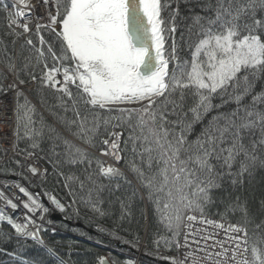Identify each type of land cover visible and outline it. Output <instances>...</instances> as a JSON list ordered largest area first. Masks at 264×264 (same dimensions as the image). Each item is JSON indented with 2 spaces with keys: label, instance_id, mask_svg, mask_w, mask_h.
Masks as SVG:
<instances>
[{
  "label": "snow or ice",
  "instance_id": "obj_1",
  "mask_svg": "<svg viewBox=\"0 0 264 264\" xmlns=\"http://www.w3.org/2000/svg\"><path fill=\"white\" fill-rule=\"evenodd\" d=\"M41 2L48 8L47 22L35 23L40 47L31 38H26L25 44L30 46V51H34L36 62H43L41 88L61 93L58 99L66 110L64 97L72 101L75 119L68 125L76 128L73 135L95 147L94 138L101 125L114 129L127 126L129 135L125 148L131 142V151L143 164L142 167L131 161L128 167L149 190V197L155 196L157 209L166 227L178 230L186 219L189 228L192 222L198 221L223 230L225 241L215 240L212 234L204 237L205 242L214 240L211 247L218 246L221 251L208 252L206 244L198 249L205 251L204 258L212 264H228L229 259L234 264H264V236L259 235L264 232V220L253 223L246 204L237 202L230 209H239L243 222L229 223L227 227L204 215L205 205L211 202V191L220 186L219 179L232 177L235 185L242 182L241 178L255 167H264V108L258 107L264 104V91L252 95L256 80L264 73V0H215V4H205L204 7L214 15L192 17L193 25L189 27V33L192 27L197 28L198 39L189 44L190 60H181L177 56L174 39L171 50L166 48L169 34L177 31L178 10L169 12L167 21L162 16V11L170 8L169 0ZM14 7L16 11L9 12L7 17L8 35L18 38L32 31V6L30 0H17ZM17 28L22 31H17ZM42 30L54 37L58 47L54 48L53 43L45 39ZM45 49L52 58L51 66L44 60ZM32 58L25 57L28 62L25 68ZM8 69L13 71L15 65L10 63ZM31 79L37 80L36 75H31ZM19 83L24 84L25 81L20 80ZM70 85L78 91L85 108L83 113ZM16 87L15 83L8 86ZM0 89H3L2 85ZM189 94L195 99V104L189 109L193 122H199L213 108L221 107L212 104L215 96H219L222 103H235L236 107L231 112L213 116L197 138L189 141L187 134L192 122L168 119L169 116L179 115ZM249 95L251 101L243 103ZM20 96L22 93L17 92L18 129L21 123L25 128L33 124L32 114L35 112L26 97L23 104L19 102ZM134 104L140 106L126 107ZM101 112L109 115L101 116ZM177 127L179 132L175 131ZM121 136V132L112 131L107 139L101 141L104 147L100 156L114 163L105 159H90L84 149L64 141L71 149L68 153L70 163H86L89 167L94 163L96 166V178L92 173L86 176L94 187L89 189V199L85 203L100 215L104 212L93 201L92 193H98L105 187L97 183L100 177L111 180L123 176L115 166L122 160ZM32 147L38 145L33 143ZM237 162L239 169L233 172V165ZM154 166L155 171H152ZM30 171L34 175L43 174L36 167L30 166ZM76 179L71 175L66 177L65 187ZM84 186V181H80V187ZM19 191L28 197L29 202L24 203V208L30 212L38 209L48 211L23 187H19ZM2 196L3 193H0ZM50 199L63 211L64 205L55 197ZM7 203L13 209L18 207L11 200ZM186 213H199V216ZM0 220H7L17 233L31 236L39 244H44L38 234L39 229L30 232L27 224L13 223L11 217L3 213H0ZM250 223H253V231L257 233V241L249 249L247 225ZM200 231L197 229L191 235ZM173 235H179V232L173 231ZM188 236L186 233V246ZM194 243L199 244V241ZM225 243L234 245L231 257L228 255L230 249L224 247ZM249 250L251 260L247 257ZM48 252L55 255L51 248ZM185 261L201 264V258L193 251L187 252L183 261L177 262L173 258V264H185ZM99 264H108V261L101 257Z\"/></svg>",
  "mask_w": 264,
  "mask_h": 264
},
{
  "label": "trees",
  "instance_id": "obj_2",
  "mask_svg": "<svg viewBox=\"0 0 264 264\" xmlns=\"http://www.w3.org/2000/svg\"><path fill=\"white\" fill-rule=\"evenodd\" d=\"M169 2L170 8L162 11V16L167 21L169 20V12L178 10L177 31L174 34H169L166 48L171 50L174 39L177 44V56L181 60H190L189 44L195 43L198 39L197 28L192 27V32L189 33V27L193 25L192 17L195 15L213 16L214 13L210 9H206L204 5L207 3L215 4V0H169ZM9 4L8 0H0V85L3 86V89H0V98L6 94L7 90L4 89H8L5 83L7 74L3 69L9 71L8 65L10 63L15 65V69L9 72H15L18 82L23 80L25 81L24 84L29 83L32 80L31 75H36L37 84L32 90L17 91L22 93L19 98L21 104L24 103L26 97L35 108V112L32 114L33 124L25 128L21 123L18 129L16 115L14 123L15 154L11 155L9 159L1 161L5 152L0 147V176L20 179L37 195L50 201L44 224L51 243L47 247H39L31 240L13 236L0 229V264H61V261L63 264H99V259L105 257L102 254L103 248L118 249L117 246L123 244L124 246L122 245L118 251L124 256H130L137 247L139 238L146 231V242L148 243L146 252L161 257L164 261L169 260L173 264L182 224L178 230H169L166 227L165 222L161 220V212L157 209L155 196L150 198L149 190L130 171L128 162L135 161L142 167L143 164H141L140 158L131 151V142L125 148L129 129L127 126L114 129L111 126L105 128L101 125L94 138L95 147L84 143L82 139L73 135L76 128L68 125L69 121L75 119L72 101L64 97L66 110L65 106H61L58 99L62 95L61 93L40 86L43 62L38 64L34 51H30V46L25 44V39L31 38L34 44L40 47L35 30L18 38L8 35ZM17 31L22 30L17 28ZM41 34L49 43H53L54 48L58 47L54 37L46 30H42ZM29 56L33 58L28 67L25 68V64L28 63L25 57ZM44 60L49 66L53 64L47 51ZM169 67L171 68L172 64ZM69 87L83 113L85 108L80 102L81 98L76 87L73 85ZM262 91H264V73H261L256 80L252 95ZM250 101L251 95L247 96L243 103L248 104ZM194 104L195 99L189 94L184 101L182 110H179V115L168 118L170 121L182 119L185 123L192 122V128L187 134L189 141H194L197 138L213 116L218 113L231 112L236 107L235 103H222L221 98L215 96L212 99V104L221 105V107L213 108L209 113L204 114L199 122H193V116L189 109ZM139 106L135 104L126 107ZM258 107L264 108V104L258 105ZM115 114L112 113V115ZM185 114L187 115L185 116ZM108 115L107 112H101V116ZM168 126L171 127V125ZM112 131L122 133L120 143L122 160L116 164L122 167L123 170H120L123 176L111 180L100 177L97 180L98 184L105 185L98 193L96 191L92 193L93 201L97 202V206L104 212V215H100L92 209L90 204L85 203L89 199V189L94 187L86 180V176L92 173L95 179L96 166L94 163L91 167L86 163H70L68 153L71 149L64 141L84 149L90 159H104L99 155L101 148L104 147L101 141L107 139L108 133ZM175 131L179 132V127ZM33 143H36L38 147L33 148ZM30 156L39 157L46 166L47 171L44 175H34L30 171V165L26 162ZM238 169L239 163L237 162L233 165L232 171L235 172ZM145 171H148L147 168ZM152 171H155V166ZM70 175L78 179L68 182L69 187H65V178ZM80 181H84L85 186L83 188L80 187ZM241 181L234 185L232 177L224 176L219 179L217 182L220 186L211 191V202L205 205L204 214H210L234 223H242L241 211L239 209L230 210L239 202L246 204L253 223H260L261 220H264V167H255L250 173H246ZM117 184H119L118 188L116 187ZM51 197H55L64 205L63 211L53 205ZM122 202L124 207H122ZM53 212H61L72 223L69 225L62 221L53 220L51 217ZM253 223L247 225L249 249L257 241V233L253 231ZM173 231H178L179 235L174 236ZM259 235L264 236V232ZM49 248L55 252V255L48 252ZM249 255L252 259L250 250ZM144 263L158 264L153 260L144 261Z\"/></svg>",
  "mask_w": 264,
  "mask_h": 264
},
{
  "label": "built area",
  "instance_id": "obj_3",
  "mask_svg": "<svg viewBox=\"0 0 264 264\" xmlns=\"http://www.w3.org/2000/svg\"><path fill=\"white\" fill-rule=\"evenodd\" d=\"M13 1V6L10 8V10L14 13L16 11V8L14 5L17 3L16 1ZM31 3V9H30V19H31V25L35 28V23H46V10L48 8L47 5L43 4L41 0H30ZM27 11V9H26ZM54 11V9H53ZM23 22V21H21ZM8 79L6 80L7 85L15 83L17 85L16 88H9L1 98H0V144L6 148L9 152L12 153L13 147H14V128L15 124V110H16V93L18 89H23L24 87H27L32 90V88L36 85V80L31 81L27 85H20L17 80L16 76L13 73H7ZM61 78V77H58ZM8 158V157H6ZM28 162L32 167H36L40 173L45 172V167L43 163L41 162L40 158L37 156H33L28 159ZM23 187L27 193H29L34 199L37 200L38 203L42 205L43 208H45V205L43 201L40 199L38 195H36L32 190H30L22 181L18 179L13 178H3L0 176V193H3V196L0 197V213H3L4 215L11 217L13 223L17 224H27V230L32 232L39 229V236L44 241V244H39L36 240H34L31 236H25L22 234H19L16 232L15 228L10 224L7 220H0V224L3 221L8 222L12 228L14 229V234L28 238L33 240L34 242L38 243L39 245L43 247H47L51 242L46 236L43 228V218L45 215V212L38 209L35 212H30L28 209L24 208L23 205L28 201V197L19 191V187ZM7 200H11L13 203L17 204V208L13 209L11 205L7 203ZM194 214V213H191ZM199 216V214H195ZM207 219H211L214 221L222 222L225 224V227L229 223V221L214 218L209 215H205ZM189 222L185 219L182 227L181 237L179 240V247H177V250H175L174 258H176V261H183L185 259V255L189 251H193L196 253L197 256L201 258V264H212L211 261L205 259V251H199L198 249L204 248L205 244L207 245V251L208 252H219L221 251L220 247L213 248L211 247L214 243V240L209 239L205 242L204 237L207 235H214L215 240L225 241L226 235L223 230L216 229L212 225H206L201 224L198 221L192 222L191 228L187 227ZM235 224V223H233ZM197 229H200L201 231L196 235H191V233L196 232ZM189 234L188 236V246L185 245V234ZM194 241H199V244L194 243ZM224 247L229 248V257H231V248L234 247V245L230 243H225ZM148 249V243L146 242V232L142 237L138 240V249L136 254L132 258H124L120 254H118L116 251L112 249L103 250V254H105L108 258L113 260L114 264H143L142 260L143 253ZM159 254H161L159 252ZM249 254L247 253V257ZM239 259V257H237ZM249 259V257H248ZM250 260V259H249ZM185 264H190V261H185ZM228 264H234V262L229 259Z\"/></svg>",
  "mask_w": 264,
  "mask_h": 264
},
{
  "label": "water",
  "instance_id": "obj_4",
  "mask_svg": "<svg viewBox=\"0 0 264 264\" xmlns=\"http://www.w3.org/2000/svg\"><path fill=\"white\" fill-rule=\"evenodd\" d=\"M45 203L47 206H49V201L44 199ZM52 219L55 220V221H62V222H65V223H68L69 225L72 223L71 220L67 219L64 217V215H62L61 212H54L52 215H51ZM80 225V224H79ZM123 245V244H122ZM122 245H118L117 248L119 249L120 247H122ZM124 246V245H123ZM145 259H152L154 260V262H157L158 264H172L170 261H167V260H159L157 258H151L147 255H145L144 257ZM108 261V264H111V262L107 259Z\"/></svg>",
  "mask_w": 264,
  "mask_h": 264
},
{
  "label": "rangeland",
  "instance_id": "obj_5",
  "mask_svg": "<svg viewBox=\"0 0 264 264\" xmlns=\"http://www.w3.org/2000/svg\"><path fill=\"white\" fill-rule=\"evenodd\" d=\"M135 105V104H134ZM127 106V105H126ZM51 202H52V200H51ZM53 203V202H52ZM53 205H55L54 203H53ZM56 206V205H55ZM57 208V207H56Z\"/></svg>",
  "mask_w": 264,
  "mask_h": 264
},
{
  "label": "bare ground",
  "instance_id": "obj_6",
  "mask_svg": "<svg viewBox=\"0 0 264 264\" xmlns=\"http://www.w3.org/2000/svg\"><path fill=\"white\" fill-rule=\"evenodd\" d=\"M35 243V242H34Z\"/></svg>",
  "mask_w": 264,
  "mask_h": 264
}]
</instances>
